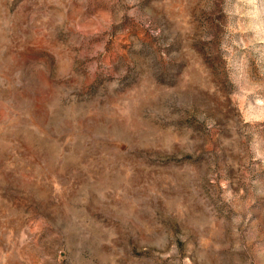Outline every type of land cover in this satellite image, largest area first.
I'll return each instance as SVG.
<instances>
[{
  "label": "rangeland",
  "instance_id": "374dc122",
  "mask_svg": "<svg viewBox=\"0 0 264 264\" xmlns=\"http://www.w3.org/2000/svg\"><path fill=\"white\" fill-rule=\"evenodd\" d=\"M0 264H264V0H0Z\"/></svg>",
  "mask_w": 264,
  "mask_h": 264
}]
</instances>
